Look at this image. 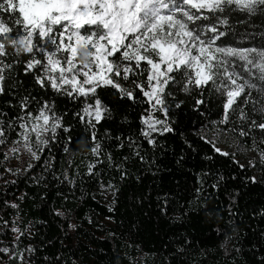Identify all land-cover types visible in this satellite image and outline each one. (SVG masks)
Instances as JSON below:
<instances>
[{
  "label": "trees",
  "instance_id": "16d2710c",
  "mask_svg": "<svg viewBox=\"0 0 264 264\" xmlns=\"http://www.w3.org/2000/svg\"><path fill=\"white\" fill-rule=\"evenodd\" d=\"M226 19L218 24L225 33L218 45L264 49V11L232 10ZM176 75L165 90L167 118L138 89L129 100L108 87L97 90L109 111L93 128L77 116L83 97L41 88L23 63L6 73L0 94L5 126L29 96L35 98L31 111L48 101L63 127L41 146L39 160L27 152L17 161V153L7 154L14 131L0 145V248L9 249L0 253V264H264V159L244 164L206 142L210 129L222 128L260 154L264 132L240 136L248 128L239 108L228 124L220 123L226 96L211 85L186 93L184 77ZM146 77L134 78L146 84ZM253 97L264 100L256 91ZM242 100L251 114L252 103ZM148 116L166 119L173 129L153 133L154 145L141 135ZM97 143L98 155L91 151ZM13 227L24 235L17 239Z\"/></svg>",
  "mask_w": 264,
  "mask_h": 264
},
{
  "label": "snow or ice",
  "instance_id": "6c2138e0",
  "mask_svg": "<svg viewBox=\"0 0 264 264\" xmlns=\"http://www.w3.org/2000/svg\"><path fill=\"white\" fill-rule=\"evenodd\" d=\"M232 10L264 11V0H0V94L6 73L23 63L25 74H32L41 88L83 97V115L77 116L94 128L109 111L97 90L108 87L129 100H135L138 89L167 118L165 90L177 82L179 73L186 93L211 85L226 96L220 123L228 124L230 114L239 108L238 119L247 122L248 128L242 127L240 136H248L253 129L264 132V100L253 97V91L264 94V49L217 44L225 35L218 24H227V12ZM237 59L243 63H236ZM145 72L146 84L134 78ZM121 81L129 82L131 89ZM242 97L243 104L252 103L251 114L238 104ZM33 99L23 97L21 114L6 126L0 121V145L8 142L9 130L14 131L17 139L9 150L23 149L39 160L41 146L47 148L63 125L48 101L38 102L37 110L31 111ZM142 122L141 135L152 145L156 143L153 133L173 131L166 119L148 116ZM206 142L217 153L229 155L213 140ZM260 143L264 144V138ZM100 147L97 143L91 151L98 155ZM260 155L264 159V150ZM11 230L19 233L17 239L24 235L18 227ZM7 252L0 248V253Z\"/></svg>",
  "mask_w": 264,
  "mask_h": 264
},
{
  "label": "rangeland",
  "instance_id": "374dc122",
  "mask_svg": "<svg viewBox=\"0 0 264 264\" xmlns=\"http://www.w3.org/2000/svg\"><path fill=\"white\" fill-rule=\"evenodd\" d=\"M208 137L214 140L216 147L220 148L223 152H233L236 154L237 159L244 164L252 165L254 160L262 161L261 155L255 153L251 148L246 147L243 143H240L235 139V137L231 136L226 130L220 128L216 129L213 127L208 131ZM11 148V147H10ZM8 148L7 154L12 155L17 153V160L23 158L25 156V151L21 149L19 152H11ZM11 164H8L6 175L10 174ZM107 196L108 193H105Z\"/></svg>",
  "mask_w": 264,
  "mask_h": 264
}]
</instances>
